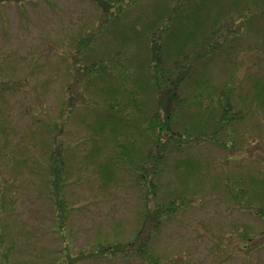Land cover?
Returning <instances> with one entry per match:
<instances>
[{"label":"rangeland","instance_id":"1","mask_svg":"<svg viewBox=\"0 0 264 264\" xmlns=\"http://www.w3.org/2000/svg\"><path fill=\"white\" fill-rule=\"evenodd\" d=\"M165 1L135 0L119 24L113 22L104 29L85 55L79 54L78 41L85 32L98 30L104 16L93 0H35L0 6V175L5 182L3 187L0 177V264H144L137 256L119 252L115 257L77 258L80 251L96 245L134 239L147 214L139 180L127 165L115 167L109 186L98 166L87 169L92 156L107 155L105 141L86 126H95L104 116L97 96L108 81L81 82L79 72L82 60L89 62L108 56L113 47L116 50L117 45L112 46L116 32L131 34L129 26L143 29ZM240 1L247 10L252 4ZM258 4L264 7V0ZM263 17L259 14L252 21L253 27L246 30L249 36L230 40L216 67L220 82L229 72L237 77L247 100L255 82L264 81ZM78 96L84 99L62 121L63 99L77 100ZM54 122L64 126L62 150L72 173L59 183L62 200L69 207L63 221L55 217L57 202L47 162L55 144L46 124ZM242 127L248 131L243 142L250 143L239 159L228 160L215 145L172 150L171 166L192 157L207 165L210 173L205 172L199 185L190 184L199 199L153 231L150 249L162 264H264V235L247 248H241L237 236H232L245 229H262L264 221L224 199L223 187L213 183L216 178L222 184L227 175L261 174L264 116L254 114ZM159 183L166 197L190 195L174 171L163 175ZM5 247L10 252L8 260L3 256Z\"/></svg>","mask_w":264,"mask_h":264},{"label":"trees","instance_id":"2","mask_svg":"<svg viewBox=\"0 0 264 264\" xmlns=\"http://www.w3.org/2000/svg\"><path fill=\"white\" fill-rule=\"evenodd\" d=\"M33 1L0 0V6ZM93 1L99 5L104 16L98 30L85 32L80 37L77 45L80 55L93 50L92 43L100 33L113 22L119 24L127 6L135 2ZM251 3L247 10L241 7L240 0H166L164 7H158L143 29L129 26L131 34L125 30L116 32L112 46L117 45V48L113 50V47L108 56L103 54L89 62L82 60L79 72L81 82L94 78L108 81L100 87L97 96L104 116H100L95 126H86L105 141L107 155H100L103 159L92 156L87 169L91 165L93 168L98 166L104 174V184L109 186L115 167L127 165L139 180L147 214L134 239L113 245H96L91 250L80 251L77 258L115 257L119 252L137 256L144 264H162V259L150 249L153 231L189 209L199 199L190 184L199 185L205 172H208L207 165L192 157L180 159L171 166L169 158L172 150L215 145L225 151L231 161L239 159L238 154L247 148L250 142L245 143L243 139L248 131L242 125L254 114L264 116V81L259 79L255 82L254 93L247 100L241 95L237 77L229 72L220 82L216 67L227 52L230 40L247 37L246 30L253 27L252 21L259 14L264 16V7L258 4V0H251ZM254 29L258 33L257 25ZM83 99L80 96L77 100L72 97L63 99L61 120L71 116ZM2 117L0 110V119ZM46 125L54 136L55 144L47 161L57 202L55 217L63 221L69 207L62 200L63 186L59 183L72 175L68 172L69 161L62 150L64 126L58 122ZM262 166L261 174L239 178L227 175L222 184L216 178L213 183L223 187L224 199L252 211L264 221ZM170 171L187 184L185 190L190 195L166 197L161 193L159 181ZM0 177L4 187V175ZM262 235L264 227L232 234L237 236L241 248L249 247ZM3 238L1 242L4 246ZM9 253L5 247L3 256L7 260ZM59 263L57 261L56 264Z\"/></svg>","mask_w":264,"mask_h":264}]
</instances>
